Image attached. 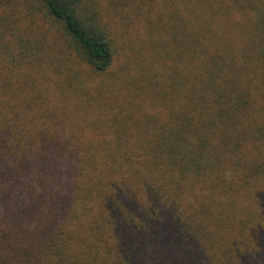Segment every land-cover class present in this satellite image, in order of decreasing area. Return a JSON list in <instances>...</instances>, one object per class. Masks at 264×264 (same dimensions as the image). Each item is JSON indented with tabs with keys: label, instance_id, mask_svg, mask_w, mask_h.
<instances>
[{
	"label": "trees",
	"instance_id": "1",
	"mask_svg": "<svg viewBox=\"0 0 264 264\" xmlns=\"http://www.w3.org/2000/svg\"><path fill=\"white\" fill-rule=\"evenodd\" d=\"M84 2L0 0V13L41 15L73 54L64 69L74 59L99 77L111 38ZM181 17L170 41L154 26L160 74L147 93L155 76L140 73L137 107L149 96L151 108L137 116V157L108 149L99 128L88 142L74 125L63 135V106L35 109L36 76L20 104L1 88L0 264H264V0H195ZM76 86L66 95L81 104ZM114 123L120 147L129 133Z\"/></svg>",
	"mask_w": 264,
	"mask_h": 264
},
{
	"label": "rangeland",
	"instance_id": "2",
	"mask_svg": "<svg viewBox=\"0 0 264 264\" xmlns=\"http://www.w3.org/2000/svg\"><path fill=\"white\" fill-rule=\"evenodd\" d=\"M194 1L85 0L84 7L87 8L88 14L96 17L97 25L111 38L114 61L107 73L99 77H88L91 72L89 68H82L83 66L76 64L74 59L69 67L71 72L66 71L62 60L69 66L73 54L67 56L64 45H54V39L59 43V38L64 36L58 35L54 29L47 32L49 25L41 15H30L26 10L19 11L9 7L3 15L0 13V89L9 86V92L13 90L19 94L15 103L20 104L23 101L22 95L26 96L30 90L31 75L36 76V89L41 90L45 100L42 97L37 99L39 105L35 109L45 105L51 97L57 107L63 106L64 126L60 128L63 135L73 136L68 130L73 129L74 125L78 128L77 134L88 142V137L98 133L96 128H99L105 134L108 149L133 153V156L137 157V146L130 144L131 138L137 136V116L139 117L143 110L151 108L148 104L150 100L147 99L149 96H145L142 105L137 107V92L141 91L139 87L142 84L139 80L142 78L140 73L146 69L155 76V82L152 80L147 83V93L154 92L160 74L159 66L152 61L150 55V44L157 38L155 23L160 20V24L165 25V31L161 33L170 41L172 22L179 14L186 18L189 4ZM183 17L179 19L181 25ZM33 44H41V50L49 45V51L55 54V57L48 54L47 58L44 56L30 61L27 54ZM23 47L27 50L24 51ZM51 58L52 64L45 68ZM73 72L78 74L79 78L75 77ZM69 77L71 79L68 81ZM72 85H78L76 87L79 91L85 93L81 104L77 97L66 95ZM2 89L0 107L9 96V92L5 94ZM43 112L37 114L38 122L43 120ZM6 115L5 119L11 116L10 113ZM26 118L28 117H24L25 120ZM112 120L123 121L125 133H129L130 139L122 135L124 140L120 147L115 145L117 132L120 131H117L116 123L111 124ZM90 143L100 148L95 145L97 141Z\"/></svg>",
	"mask_w": 264,
	"mask_h": 264
}]
</instances>
